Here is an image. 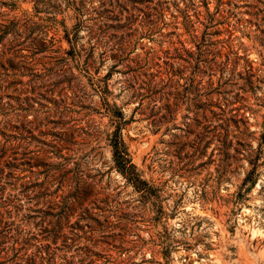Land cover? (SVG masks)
I'll return each instance as SVG.
<instances>
[{"label":"rangeland","instance_id":"1","mask_svg":"<svg viewBox=\"0 0 264 264\" xmlns=\"http://www.w3.org/2000/svg\"><path fill=\"white\" fill-rule=\"evenodd\" d=\"M0 264H264V0H0Z\"/></svg>","mask_w":264,"mask_h":264},{"label":"trees","instance_id":"2","mask_svg":"<svg viewBox=\"0 0 264 264\" xmlns=\"http://www.w3.org/2000/svg\"><path fill=\"white\" fill-rule=\"evenodd\" d=\"M113 155L116 166L122 171L126 178L141 190L145 191L147 182L137 174L135 164L132 162L129 152L120 135H115L113 142Z\"/></svg>","mask_w":264,"mask_h":264}]
</instances>
